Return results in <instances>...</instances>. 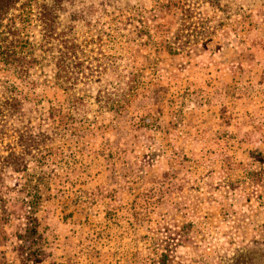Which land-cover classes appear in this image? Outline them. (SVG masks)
Here are the masks:
<instances>
[{
  "label": "rangeland",
  "instance_id": "rangeland-1",
  "mask_svg": "<svg viewBox=\"0 0 264 264\" xmlns=\"http://www.w3.org/2000/svg\"><path fill=\"white\" fill-rule=\"evenodd\" d=\"M62 2L93 83L0 67V264H264V0Z\"/></svg>",
  "mask_w": 264,
  "mask_h": 264
},
{
  "label": "trees",
  "instance_id": "trees-1",
  "mask_svg": "<svg viewBox=\"0 0 264 264\" xmlns=\"http://www.w3.org/2000/svg\"><path fill=\"white\" fill-rule=\"evenodd\" d=\"M21 1L0 0V67L10 71L18 78H24L23 84L25 83V87H29L30 90L37 85V81L30 78L31 75L29 76V74L39 65L42 67L52 65L55 68V84L63 88L65 86L64 89H67L68 92L83 79L86 86L91 87L95 70L90 65L85 66V61H79V52L83 49L77 38L72 34L75 19L73 18V21L68 24H63L61 21V14L64 11L63 0H37L35 5H32V8L30 7L31 15H27L32 30L26 35L23 33V27L18 26L15 19H13L14 23L12 25H5L3 22L6 14L12 9H18ZM25 2H22L21 7H25ZM28 4H32V0H29ZM23 17V14L17 16L21 23L25 21L22 19ZM86 69L89 70V73L85 72ZM67 84L69 87H67ZM1 86L3 93L13 92L19 87L8 80L3 81ZM91 98L92 94L90 93L82 96L74 93L67 97L61 107L73 115L80 105H83V103L89 104ZM99 102L101 109L105 112L111 111V115H109L111 122H116L117 118L121 116V110L108 108L107 100L102 99V96ZM2 107L8 112L13 109L11 111L13 115L14 112H19L22 104L20 100L14 97ZM70 117L72 120L70 122L74 123V117ZM64 119H59L57 123L65 122L67 124L69 121H64ZM85 122H88L89 126L98 121L97 119L87 118ZM108 127L109 125L102 124L99 129L104 130ZM85 129L90 132L89 127H85ZM70 130L71 136L87 135L86 131L81 133V130L74 129V126ZM15 170H19V168Z\"/></svg>",
  "mask_w": 264,
  "mask_h": 264
}]
</instances>
